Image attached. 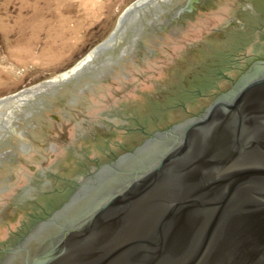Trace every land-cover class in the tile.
Segmentation results:
<instances>
[{
	"label": "water",
	"instance_id": "obj_1",
	"mask_svg": "<svg viewBox=\"0 0 264 264\" xmlns=\"http://www.w3.org/2000/svg\"><path fill=\"white\" fill-rule=\"evenodd\" d=\"M211 1L138 0L0 121L2 264H264V0Z\"/></svg>",
	"mask_w": 264,
	"mask_h": 264
},
{
	"label": "rangeland",
	"instance_id": "obj_2",
	"mask_svg": "<svg viewBox=\"0 0 264 264\" xmlns=\"http://www.w3.org/2000/svg\"><path fill=\"white\" fill-rule=\"evenodd\" d=\"M137 1L0 0V121L78 70Z\"/></svg>",
	"mask_w": 264,
	"mask_h": 264
},
{
	"label": "flooded vegetation",
	"instance_id": "obj_3",
	"mask_svg": "<svg viewBox=\"0 0 264 264\" xmlns=\"http://www.w3.org/2000/svg\"><path fill=\"white\" fill-rule=\"evenodd\" d=\"M217 2H216V4H219V1L220 0H216ZM212 5H214L213 3H212V1L210 2V3H207V0H186V3H185V5H184V7H182V9H183V13L184 14H187V23H185V24H188V23H190V22H192V21H194L195 20V17L198 15V13L199 12H201V13H203L204 11H206L207 9H210V8H215L214 6H212ZM181 7V6H180ZM182 13H179V15H178V13L176 14V15H178V16H180ZM261 59V58H260ZM255 60L254 62H252L251 63V65L253 64V63H255V62H258V61H262V60H264V57L261 59V60ZM250 65V66H251ZM249 66V67H250ZM248 67V68H249ZM247 69H244L243 70V72L244 71H246ZM233 86H231L229 89L228 88H225V90H222V91H220L219 93H218V95H216L215 97H214V99H212V100H210L209 102H207L206 103V105L203 107V109H202V111L200 112V113H202L203 111H204V109H206V107H208L210 104H212L213 103V101H215L219 96H221V95H224L225 93H227V92H229L230 90H231V88H232ZM198 115H200L199 113H198ZM198 115H196V116H198ZM195 116V117H196ZM194 118V117H193ZM192 119V118H191ZM120 156H122V155H120ZM111 161H113V159L111 160ZM110 161V162H111ZM109 164V163H108ZM100 167H98L97 168V170L99 169ZM40 222H42V221H40ZM40 222H38V223H40ZM37 222H35V224H34V226H36L37 224H38ZM33 226V227H34ZM32 227V228H33ZM31 228V229H32ZM31 229H29V231L31 230ZM29 231H27V233L29 232ZM23 241V238H21L18 242L16 241L15 243H13V245H11V246H9V248L6 250V252H4V256L6 257V255H8V253H9V251H11V250H15L18 246H20V244H21V242ZM4 257V258H5ZM4 258L0 261V264H2V262H3V260H4Z\"/></svg>",
	"mask_w": 264,
	"mask_h": 264
},
{
	"label": "bare ground",
	"instance_id": "obj_4",
	"mask_svg": "<svg viewBox=\"0 0 264 264\" xmlns=\"http://www.w3.org/2000/svg\"><path fill=\"white\" fill-rule=\"evenodd\" d=\"M41 88H38L37 90H40ZM37 90H34V91H25L23 93H21L19 96L15 97V98H21L22 101H24V98L27 97L28 95H32V94H35V92H37ZM29 93V94H28ZM27 94V95H26Z\"/></svg>",
	"mask_w": 264,
	"mask_h": 264
}]
</instances>
